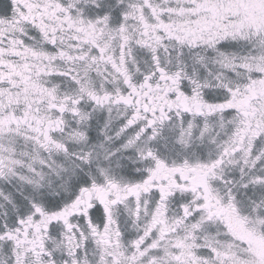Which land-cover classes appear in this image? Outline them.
Masks as SVG:
<instances>
[{
	"label": "snow or ice",
	"instance_id": "obj_1",
	"mask_svg": "<svg viewBox=\"0 0 264 264\" xmlns=\"http://www.w3.org/2000/svg\"><path fill=\"white\" fill-rule=\"evenodd\" d=\"M0 264H264V0H0Z\"/></svg>",
	"mask_w": 264,
	"mask_h": 264
}]
</instances>
